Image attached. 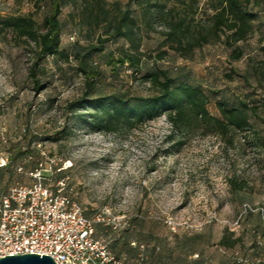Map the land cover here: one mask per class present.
I'll return each mask as SVG.
<instances>
[{"label": "rangeland", "instance_id": "obj_1", "mask_svg": "<svg viewBox=\"0 0 264 264\" xmlns=\"http://www.w3.org/2000/svg\"><path fill=\"white\" fill-rule=\"evenodd\" d=\"M205 2L200 0L201 8ZM165 3L175 6L176 12L188 10L183 0ZM45 11V2L40 0H0V22L30 16L42 30ZM70 11L65 8L60 16L62 47L66 49L86 33L76 29ZM199 17H203L202 10ZM166 23L143 26L136 36L147 64H152L149 57L166 49L161 44ZM104 31L94 29L81 43L96 44ZM123 44L128 46L122 39L109 42L93 57L104 73L105 91L152 94L154 89L140 75L123 67L115 77L106 66L108 52L117 53ZM240 46L244 56L238 61H230L231 51L216 44L197 50L188 60L169 51L158 64L188 73L194 84L201 85L213 116L220 115V100L232 103L234 95L244 96L259 113L250 118V128L231 129L221 136L204 135L206 128L201 126L183 134L173 130L162 114L132 129L103 133L72 121L68 105L81 95L83 75L69 68L63 71L48 58L41 74L42 87L34 90L30 70L38 53L35 43L1 31L0 25V158L10 161L0 168V195L16 184L32 185L28 173L37 162L50 157L69 160L72 167L57 173L56 178L69 175L70 195L87 218L96 220V237L128 262L139 259L143 246L147 263L196 264L199 258L190 259L194 254L187 241L196 245V254L204 256L203 264H222L236 253L250 258L254 244L264 257V226L259 225L258 217L264 207L263 13H259L253 37ZM231 69L235 70L234 80L228 81L225 74ZM56 134L58 140L49 137ZM28 152L32 154L25 162L28 173H16L15 165L24 162ZM223 236L228 245L238 237L241 240L225 248L220 245Z\"/></svg>", "mask_w": 264, "mask_h": 264}, {"label": "trees", "instance_id": "obj_2", "mask_svg": "<svg viewBox=\"0 0 264 264\" xmlns=\"http://www.w3.org/2000/svg\"><path fill=\"white\" fill-rule=\"evenodd\" d=\"M40 2H45L46 8L42 30L37 28L32 17L19 15L2 20L1 31L11 32L35 43L38 53L30 70L34 90L38 91L42 87L41 74L44 73V62L48 58L52 59L57 68H64L63 71L69 68L83 75L84 89L68 105L73 113V123L83 122L91 131L117 133L121 128L132 129L165 114L172 129L183 134L204 126V135L213 133L222 136L231 129L250 128V118L259 117L257 107L250 105L244 96L239 95H234L232 103L230 99L220 100L217 103L220 115H211L207 109V95L203 87L194 84L188 73H176L158 62L169 51L188 60L194 57L197 50L216 44H223L231 51L230 61L240 60L244 56L240 44L246 43L255 34L259 13L264 14V0H206L204 8L200 7V0H183L188 8L183 12H176L175 6L167 7L165 0H127L125 3L119 0ZM65 8H71L68 15L75 20L80 34L82 29L86 30L85 35H81L86 40L89 39V33L96 28H103L105 34L97 37L96 44H83V38H80L69 49L63 48L60 16ZM200 10L203 12L201 18ZM164 21L167 23L161 44L166 49L149 57L152 64H147L144 59L146 53L142 51L136 36L141 33L143 26L152 27V24ZM121 39L128 46L123 44L117 53L109 51L106 66L110 67L111 74L115 77L123 67L130 70L131 74L140 75L142 81L154 89L152 94L137 96L120 90L105 91L104 73L95 64L93 57L102 53L107 43ZM40 66L42 70L39 69ZM234 74L235 70L231 69L225 74V78L233 81ZM57 136L58 134L49 137L58 140ZM28 154L30 153L26 155ZM15 158V155L12 156L11 161ZM24 167L26 169L25 165ZM258 217L259 225L264 226V207L258 211ZM240 240L238 237L228 245L227 237L223 236L220 245L225 248L234 247ZM186 244L189 245L190 253L196 254V245L191 241ZM254 248V256L264 260L257 244H254ZM195 263L202 264L200 260ZM222 264L240 263L232 258L225 259Z\"/></svg>", "mask_w": 264, "mask_h": 264}, {"label": "built area", "instance_id": "obj_3", "mask_svg": "<svg viewBox=\"0 0 264 264\" xmlns=\"http://www.w3.org/2000/svg\"><path fill=\"white\" fill-rule=\"evenodd\" d=\"M31 158L25 155L14 171L28 173L24 165ZM9 164L8 158H0V168ZM71 167V161L55 157L39 161L28 173L34 181L32 185L16 184L0 195V257L34 253L51 256L56 264H150L143 246L139 259L128 262L114 254L105 240L96 237V220L87 218L70 195L69 175L56 178L57 173ZM198 257L194 254L190 259ZM233 257L240 264L264 263L258 258L249 261L237 253Z\"/></svg>", "mask_w": 264, "mask_h": 264}, {"label": "water", "instance_id": "obj_4", "mask_svg": "<svg viewBox=\"0 0 264 264\" xmlns=\"http://www.w3.org/2000/svg\"><path fill=\"white\" fill-rule=\"evenodd\" d=\"M41 254L6 255L0 257V264H56L51 256Z\"/></svg>", "mask_w": 264, "mask_h": 264}, {"label": "crops", "instance_id": "obj_5", "mask_svg": "<svg viewBox=\"0 0 264 264\" xmlns=\"http://www.w3.org/2000/svg\"><path fill=\"white\" fill-rule=\"evenodd\" d=\"M191 256H192V255H191ZM191 256H190V257H191ZM198 258H199L198 261L200 260V262H202V264H203L204 256H203V255H200ZM233 258H234V257H233ZM245 259H247V260H249V261H253L254 259H257V256L251 255L250 258H249V257H246Z\"/></svg>", "mask_w": 264, "mask_h": 264}]
</instances>
